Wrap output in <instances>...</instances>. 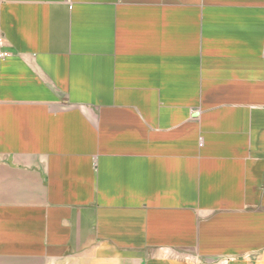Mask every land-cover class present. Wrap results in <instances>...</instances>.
Returning <instances> with one entry per match:
<instances>
[{"label":"crops","instance_id":"0c3cea01","mask_svg":"<svg viewBox=\"0 0 264 264\" xmlns=\"http://www.w3.org/2000/svg\"><path fill=\"white\" fill-rule=\"evenodd\" d=\"M0 264H264V0H0Z\"/></svg>","mask_w":264,"mask_h":264},{"label":"built area","instance_id":"2783aa9c","mask_svg":"<svg viewBox=\"0 0 264 264\" xmlns=\"http://www.w3.org/2000/svg\"><path fill=\"white\" fill-rule=\"evenodd\" d=\"M5 55H6L5 52H0V57H3V56H5Z\"/></svg>","mask_w":264,"mask_h":264}]
</instances>
